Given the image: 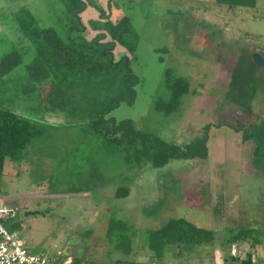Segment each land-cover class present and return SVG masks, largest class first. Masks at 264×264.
I'll return each instance as SVG.
<instances>
[{"label":"rangeland","instance_id":"374dc122","mask_svg":"<svg viewBox=\"0 0 264 264\" xmlns=\"http://www.w3.org/2000/svg\"><path fill=\"white\" fill-rule=\"evenodd\" d=\"M94 1L109 21L129 17L137 38L133 55L121 46L113 50L115 59L133 57L131 69L139 83L133 86L132 102H120L108 117L116 122L130 120L136 130L180 147L202 137L212 124L208 158L172 160L152 169L155 182L149 183L146 165H128L122 150L88 127L99 104L86 86L91 84L80 80L78 85L54 91L47 80L37 84L28 79L25 67L34 52L13 20L15 10L29 11L41 25L54 27L62 39L80 24L64 17L61 0H13L6 7L13 15L6 10L0 18L4 25L0 58L13 50H29L22 63L0 80V106L49 125L20 162L7 159L3 165L0 187L5 196L1 197L15 209L13 222L20 224L22 238L30 249H44L47 257L58 247L88 264L147 263L153 259L148 232L169 219H185L214 231L215 244L201 257L183 252L175 258L177 248L167 247L165 264H240L229 258L228 247L221 244L240 228L258 230L263 244L253 252L241 243L230 248V255L246 259V253L252 252L264 264V174L252 164V144L240 142V135L251 133L250 125L264 119V70L255 86L262 95L255 93L252 111L245 113L231 105L233 94L228 97L231 104L225 102L223 94L243 51L257 49L264 56V0H256L251 9H228L214 0H106L105 6L102 0ZM82 18L81 24L86 25ZM88 34L83 32L82 37ZM76 35L80 33L74 31L72 36ZM167 71L171 81L187 79L190 92L166 115L156 105L170 98ZM218 88L224 104L215 96ZM101 94L108 97L111 92L105 88L97 96L102 98ZM105 103L106 98L101 108ZM225 123L237 127L238 134L231 128L213 127ZM118 185L129 188L127 198L114 199ZM111 218L126 223L133 233L130 255L115 251L105 238Z\"/></svg>","mask_w":264,"mask_h":264},{"label":"trees","instance_id":"16d2710c","mask_svg":"<svg viewBox=\"0 0 264 264\" xmlns=\"http://www.w3.org/2000/svg\"><path fill=\"white\" fill-rule=\"evenodd\" d=\"M93 1L61 0V13L64 17L80 24L79 29L70 28L71 35H68L66 39H62L54 27L41 25L24 8H19L15 12L13 20L21 36L28 41L34 52L32 59L25 67L28 79L37 84L47 80L53 85L54 91L68 85H78L80 80L91 84L86 86L92 89L93 99L99 104L95 107L96 113L92 114L93 119L87 121L88 127L90 126L95 133L101 134L109 145L122 150L125 163L128 165L150 164L153 168H162L176 159L204 160L207 157L205 136L180 147L169 144L156 135L136 130L130 120L116 122L115 119L108 117V114L118 107L120 102L124 100L132 102L135 96L133 86L139 83V78L131 69L133 57L123 56L115 59L113 50L117 45L133 55L137 38L133 33L129 17H118L114 21H109L99 5ZM214 3L227 6L228 9L256 7V0H214ZM86 5L98 12L100 20L106 19L101 23L88 22L89 29L97 32L89 41L81 35L85 27L81 24L79 17ZM98 24L102 26L97 27ZM91 25H94V29H91ZM74 31L80 35L72 36ZM107 38L109 41H106ZM27 50L29 48L25 51L13 50L0 58V80L22 63L23 55ZM170 76L167 71L166 87L170 98L167 102L160 100L156 105V110L166 115L174 112L181 104V98L190 92L187 79L174 78L171 81ZM247 78L252 82L255 81L252 76L245 75L244 71L238 68L233 70L230 94H233V100L243 110L249 106L251 94L255 91V84L252 83L249 86ZM105 88L110 90L111 94L108 97L101 94L102 98L97 96L99 91L102 92ZM104 98H106V105L105 108H101L100 104ZM93 108L90 110L93 111ZM48 127L47 124L0 106V182L4 162L7 159L20 162L32 142L42 136ZM250 137L255 143L253 165L264 174V121L253 128ZM129 193L127 186L118 185L114 199L127 198ZM1 196H5V192L0 187ZM19 226L17 223L10 229L14 231L19 229ZM105 238L115 251L124 255L132 253L134 235L126 223L113 218L109 219ZM261 238L262 234L258 230L240 228L228 234L221 244L228 247L231 260L238 259L240 264H253L252 252H247L246 259H241V257L230 255V248L244 243L254 252L263 244ZM214 244V231L197 227L185 219H169L161 228L148 232L147 247L153 254V259L147 263L116 260L114 264H165L163 261L165 248L171 246L177 248L178 253H173L175 258L182 256L183 252L201 257V254ZM35 253L45 255L44 252L36 251ZM48 259L53 260L51 257ZM83 261V258H73L70 264H82ZM55 264L59 263L55 262Z\"/></svg>","mask_w":264,"mask_h":264},{"label":"built area","instance_id":"2783aa9c","mask_svg":"<svg viewBox=\"0 0 264 264\" xmlns=\"http://www.w3.org/2000/svg\"><path fill=\"white\" fill-rule=\"evenodd\" d=\"M16 217L14 208H10L0 198V264H55L46 255L33 252L26 241L16 231H12L7 223ZM234 246L232 248L234 249ZM232 252V250H231ZM253 254L251 262L256 263ZM61 264H70L63 262Z\"/></svg>","mask_w":264,"mask_h":264},{"label":"flooded vegetation","instance_id":"af4514ba","mask_svg":"<svg viewBox=\"0 0 264 264\" xmlns=\"http://www.w3.org/2000/svg\"><path fill=\"white\" fill-rule=\"evenodd\" d=\"M252 49V48H251ZM248 50V49H247ZM251 51V52H250ZM248 50V52H246L245 51V53H244V51L242 52V55L240 56V58H239V61H238V64H236V66H235V68H238V69H240L242 72L244 71L245 72V75H249L250 77L252 76V78L255 80V81H251L249 78H247V83H248V85L250 86L252 83H254L255 84V86H257V79H258V76H259V74L261 73V70H264V64L260 67V68H257L255 65H254V63H253V61H252V56L256 53V54H258L261 58H262V60L264 61V56L262 55V53L261 54H259V52H258V50L257 49H253V50ZM242 60H243V62H242ZM240 63H243L244 64V66H243V68L241 69L240 68ZM234 68V69H235ZM233 69V70H234ZM232 75H231V80H230V82H229V85H228V91H226V92H224L223 94H224V97H226L227 98V100L225 101V102H228L229 104H231V102H229V99H228V97H229V95H231L230 94V85H231V83H232ZM250 83V84H249ZM263 85H264V83H263ZM256 88V87H255ZM206 92H207V90H206ZM218 92H219V94L216 92V94H215V96H218L219 95V98H220V101L223 99V104H224V98H223V96L221 97L220 95L222 94L221 93V91H220V89L218 88ZM263 94H264V87H263ZM257 94V96H260V95H262V94H258V92H257V89H255V91L253 92V94H251V99H250V102H249V106L245 109V110H243L242 108H241V106L239 105V104H237L235 101H232V102H234V103H232L231 105H233V106H237V107H239V109L241 110V111H244L245 113H248L250 110L252 111L253 110V106L251 107V105H252V103L254 102V99H255V97H256V94ZM193 95V94H192ZM228 109H230V108H228ZM250 114V113H249ZM262 121H264V119H261V120H259V122L258 123H256L255 125H250V126H252L251 127V132H252V130H253V128L255 127V126H257L260 122H262ZM213 127H217V128H231L232 130H233V132H234V134H238V129H237V127H234V126H231V125H229L228 123H225V124H221V125H218V124H214L213 125ZM211 129H212V124H210V125H208V126H206L205 127V129H204V133H203V135H202V137H200V138H203V136H205V142H206V144L208 145V139H209V136H208V134H209V132L211 131ZM240 134V133H239ZM250 135H251V133H244V134H242V135H240V142H243V144H246V145H251L252 144V146H253V149L251 150V159L253 160V152H254V150H255V143H254V140H253V138L252 137H250ZM197 139H199V138H197ZM205 144V145H206ZM207 147V146H206ZM208 158V149H207V157L204 159V160H206ZM185 160H191V159H185ZM251 160V161H252ZM169 164V163H168ZM168 164H166V165H168ZM252 164H253V162H252ZM143 165H146V175L147 176H149V183H151V182H155V178H154V176H155V172L152 170V169H160V168H153V167H151L150 166V164H143ZM165 165V166H166ZM164 166V167H165ZM254 167H255V165H254ZM163 168V167H162ZM257 168V167H256ZM258 169V168H257ZM260 170V169H259ZM147 171H149L150 172V174L147 172ZM209 177H211V176H209ZM157 178H160L159 176L157 177ZM160 179H162V178H160ZM215 180V179H214ZM158 182V181H157ZM155 184V183H154ZM161 186V183H156V187L157 186ZM129 196V195H128ZM223 210V209H222ZM219 212H220V210H219ZM223 214H225L224 213V211H223ZM226 215V214H225Z\"/></svg>","mask_w":264,"mask_h":264},{"label":"crops","instance_id":"0c3cea01","mask_svg":"<svg viewBox=\"0 0 264 264\" xmlns=\"http://www.w3.org/2000/svg\"><path fill=\"white\" fill-rule=\"evenodd\" d=\"M105 1L106 0H102V2H103V5H104V3H105ZM13 2V0H0V18L4 15V12L7 10L8 12H9V14L10 15H13V12H11L10 11V9H8V8H6L7 6H8V4H11ZM109 2V1H108ZM107 6H108V4H106ZM105 6V5H104ZM85 11V12H84ZM15 12H17V10H15ZM85 13V16L82 18L81 17V15H83L84 13ZM83 12H82V14L79 16V17H81L83 20L85 19V21H86V25H83V26H86L87 27V25H88V22H90V21H95L96 19L98 20H100V18H99V14H98V12H96L94 9H93V7H91V6H89V5H86L85 6V8H84V10H83ZM111 12H109V14H110ZM80 18V19H81ZM103 20H105L106 21V19H103ZM102 21V20H101ZM3 28H4V25L2 24V22H0V34L2 33V31H3ZM90 31V32H89ZM83 32L84 33H89L88 34V37H85V39L87 40V41H89L90 39H92L95 35H96V33L97 32H94V31H92V30H89V29H87V28H85L84 30H83ZM82 35V34H81ZM0 198H2V197H0ZM79 207V206H78ZM81 208V207H80ZM82 209V208H81ZM63 218H64V216H63ZM79 223V222H78ZM14 224H17V222H12L11 224H9V225H7V226H9L10 228L14 225ZM19 224V223H18ZM80 224V223H79ZM89 224V223H88ZM20 225V224H19ZM91 224H89V226H90ZM19 228H20V226H19ZM71 230H73V231H75L74 230V226L72 225V229ZM14 231H16L20 236H22V234H21V232H20V230L19 229H17V230H14ZM31 247V246H30ZM31 250L33 251V252H36V251H39V252H44L45 254H46V252L44 251V249H42V248H34V247H31ZM49 254V253H48ZM49 256L56 262V263H59V264H61V263H63V262H67V263H71V261H72V259L73 258H77V256H73L71 253H69L68 252V250H66V249H59L58 247H55V251L54 252H50V254H49ZM258 257V256H257ZM256 257V258H257ZM79 258H81V257H79ZM52 260V261H53ZM84 261H86V259L84 260ZM84 263H86V262H84ZM84 263H82V264H84ZM86 264H88V263H86ZM254 264H263V261H259V260H256V263H254Z\"/></svg>","mask_w":264,"mask_h":264},{"label":"water","instance_id":"95a60500","mask_svg":"<svg viewBox=\"0 0 264 264\" xmlns=\"http://www.w3.org/2000/svg\"><path fill=\"white\" fill-rule=\"evenodd\" d=\"M252 61L257 68H260L264 64L262 58L256 53L252 56Z\"/></svg>","mask_w":264,"mask_h":264}]
</instances>
